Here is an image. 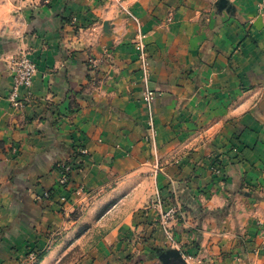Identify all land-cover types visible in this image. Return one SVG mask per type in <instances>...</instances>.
<instances>
[{
  "label": "crops",
  "instance_id": "obj_1",
  "mask_svg": "<svg viewBox=\"0 0 264 264\" xmlns=\"http://www.w3.org/2000/svg\"><path fill=\"white\" fill-rule=\"evenodd\" d=\"M216 3L122 0L158 93L156 157L134 20L106 0H17L25 21L15 42L37 70L30 101L12 108L0 44V264L61 230L80 188L150 169L161 205L132 210L75 264H162L159 210L172 205L182 214L173 236L198 264H264V0ZM80 147L88 153L75 158ZM66 160L75 169L61 187L54 164ZM46 190L49 199H34Z\"/></svg>",
  "mask_w": 264,
  "mask_h": 264
},
{
  "label": "rangeland",
  "instance_id": "obj_2",
  "mask_svg": "<svg viewBox=\"0 0 264 264\" xmlns=\"http://www.w3.org/2000/svg\"><path fill=\"white\" fill-rule=\"evenodd\" d=\"M106 1L109 5H115L118 8L114 0ZM262 3L263 1L257 4L258 9L262 7ZM21 9L22 7L17 5V0H0V44L2 45V50H5L6 54L2 58L11 77L9 92L13 81V62L19 58H26L35 64L28 56L26 48L19 46L18 42H15L21 37L20 29L25 21L19 14ZM30 89L28 91L24 89L26 93L24 95L25 98L19 96L20 107L12 105L9 101L8 92L6 98L10 106L14 109H22L25 103L30 101ZM155 137L156 129L153 136L154 143L148 137V134H145L146 142L150 144L152 153L157 157ZM11 151L18 153L17 147L14 146L11 147ZM78 153L87 155L88 151L85 147H80L77 152L76 149H73L71 155H74L76 158V155H79ZM62 165H69L71 170L75 169V164L73 165V162L68 160L56 161L54 167L58 170ZM157 166L160 168V163ZM214 170L216 169L214 168ZM153 176L150 169L114 181L98 191L84 189V187L80 188L82 199L74 209L66 211V220L64 221L63 228L49 236L48 241L42 248L35 250L33 247H30V249L28 247L18 264H39L45 254L50 255L45 264H75L86 254L89 248L95 245L96 241L104 235L107 229L126 220L132 210L137 207L149 209L151 205H158V200H161V197L160 195L157 197L158 192L156 191ZM56 183L60 186L58 176ZM33 196L34 199L39 200L42 198L49 199L51 195L50 191L46 190L42 194ZM179 212L181 213L180 209Z\"/></svg>",
  "mask_w": 264,
  "mask_h": 264
},
{
  "label": "built area",
  "instance_id": "obj_3",
  "mask_svg": "<svg viewBox=\"0 0 264 264\" xmlns=\"http://www.w3.org/2000/svg\"><path fill=\"white\" fill-rule=\"evenodd\" d=\"M118 8L127 13L136 23V33L133 39L134 49L136 52V57L139 63V70L141 75V80L143 83V92L142 97L144 104L147 109V130H148V137L151 138V140L154 143V132H155V126H154V120H153V113H152V103L158 96V93L152 89L149 85V77H150V71L148 66V56H147V50L144 43V36L141 33L139 29V21L138 19L129 11L127 7H125L122 4V0H114ZM13 81H12V87L9 92V101L12 103L14 107H20L21 102L19 99L20 96V89H25L28 91L32 85L33 77L36 72V66L35 64L26 58H19L13 62ZM71 167L69 165H62L57 170L58 173V183L59 185L66 186L68 184L69 179V173H71ZM158 205H161L160 200H158ZM177 217H181V213L179 212V209L177 206L172 205L168 208L161 210L159 212V223L162 226L163 233L165 236L166 244L169 248H177L178 243L175 240L173 233L171 231V228L169 226V223L176 219ZM180 250V249H179ZM181 252V250H180ZM182 259L185 264H198L199 260L191 254L182 253L181 252Z\"/></svg>",
  "mask_w": 264,
  "mask_h": 264
},
{
  "label": "water",
  "instance_id": "obj_4",
  "mask_svg": "<svg viewBox=\"0 0 264 264\" xmlns=\"http://www.w3.org/2000/svg\"><path fill=\"white\" fill-rule=\"evenodd\" d=\"M227 5V0H217V7L222 10ZM155 255L162 264H185L181 252L177 248H167L165 250H155Z\"/></svg>",
  "mask_w": 264,
  "mask_h": 264
},
{
  "label": "trees",
  "instance_id": "obj_5",
  "mask_svg": "<svg viewBox=\"0 0 264 264\" xmlns=\"http://www.w3.org/2000/svg\"><path fill=\"white\" fill-rule=\"evenodd\" d=\"M69 176H70V173H69ZM159 250H162V249H159Z\"/></svg>",
  "mask_w": 264,
  "mask_h": 264
}]
</instances>
